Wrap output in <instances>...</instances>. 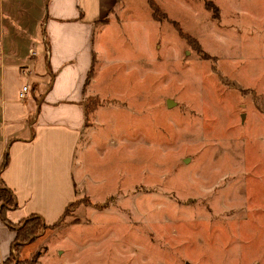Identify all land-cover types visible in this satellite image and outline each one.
<instances>
[{
    "label": "rangeland",
    "instance_id": "obj_1",
    "mask_svg": "<svg viewBox=\"0 0 264 264\" xmlns=\"http://www.w3.org/2000/svg\"><path fill=\"white\" fill-rule=\"evenodd\" d=\"M152 1L119 0L95 28L82 183L17 260L47 246L43 264H264V0ZM43 11L0 0V38L23 15L10 46L41 48Z\"/></svg>",
    "mask_w": 264,
    "mask_h": 264
},
{
    "label": "crops",
    "instance_id": "obj_2",
    "mask_svg": "<svg viewBox=\"0 0 264 264\" xmlns=\"http://www.w3.org/2000/svg\"><path fill=\"white\" fill-rule=\"evenodd\" d=\"M22 1L29 6L33 0ZM118 2L40 0L44 11L35 20L42 40L38 49L32 40L20 47L24 16L6 14L13 39L7 44L0 38V165L5 161L0 166V185L12 191L14 205L5 209L4 216L15 222L38 215L46 227L35 240L21 243V257L39 250L30 246L44 238L78 194L82 179L75 170L79 162L75 155L86 118L84 100L92 94L87 78L99 44L94 30L101 32ZM37 56L42 57L45 72L31 70ZM25 59L31 62L24 63ZM24 84L28 90L19 98ZM15 233L0 217V264L13 251ZM57 252L63 253L53 248L52 254ZM48 254L45 246L32 264H43Z\"/></svg>",
    "mask_w": 264,
    "mask_h": 264
},
{
    "label": "trees",
    "instance_id": "obj_3",
    "mask_svg": "<svg viewBox=\"0 0 264 264\" xmlns=\"http://www.w3.org/2000/svg\"><path fill=\"white\" fill-rule=\"evenodd\" d=\"M147 4H149L153 13H155V11L157 9L156 4H154L152 0H147ZM85 105L86 104H84V107H85L84 109H86ZM4 162L5 161L3 160L1 165H3ZM74 201L67 204L63 214H61L59 216L57 221L66 213V211L69 209V207L72 206V203ZM13 205H14V200H13L12 191H10V189L8 187H6L5 185L4 186L0 185V217L4 222H7L8 225L12 229L16 230V233L14 235L15 238L12 242V248H13L12 252H15V250L20 247L21 243H23L24 241H27V240L31 241V239L33 237H35L36 233L38 232V229L39 228L41 229L44 227V224L40 220L39 216L34 215V214L20 218V220L15 221V222L7 220V218L4 216L5 209L8 208L9 206H13ZM37 255L38 254H34L33 256L37 257ZM8 261L10 263H7ZM4 264H31V263H30V261H28V259L17 260V258L12 257V253H10V255L6 258Z\"/></svg>",
    "mask_w": 264,
    "mask_h": 264
},
{
    "label": "built area",
    "instance_id": "obj_4",
    "mask_svg": "<svg viewBox=\"0 0 264 264\" xmlns=\"http://www.w3.org/2000/svg\"><path fill=\"white\" fill-rule=\"evenodd\" d=\"M27 90H28V85L27 84L22 85L20 91L18 92V97L23 98Z\"/></svg>",
    "mask_w": 264,
    "mask_h": 264
},
{
    "label": "water",
    "instance_id": "obj_5",
    "mask_svg": "<svg viewBox=\"0 0 264 264\" xmlns=\"http://www.w3.org/2000/svg\"><path fill=\"white\" fill-rule=\"evenodd\" d=\"M166 104H167L168 106H170V104H171V100L167 99ZM184 162H187V160L185 159Z\"/></svg>",
    "mask_w": 264,
    "mask_h": 264
}]
</instances>
